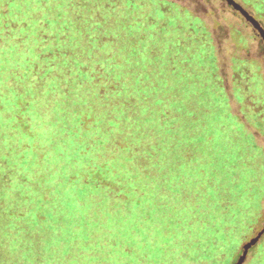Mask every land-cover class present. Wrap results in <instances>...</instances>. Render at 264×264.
<instances>
[{
    "label": "trees",
    "instance_id": "trees-1",
    "mask_svg": "<svg viewBox=\"0 0 264 264\" xmlns=\"http://www.w3.org/2000/svg\"><path fill=\"white\" fill-rule=\"evenodd\" d=\"M214 50L172 0H0V264H264L262 75Z\"/></svg>",
    "mask_w": 264,
    "mask_h": 264
},
{
    "label": "rangeland",
    "instance_id": "rangeland-1",
    "mask_svg": "<svg viewBox=\"0 0 264 264\" xmlns=\"http://www.w3.org/2000/svg\"><path fill=\"white\" fill-rule=\"evenodd\" d=\"M186 7L196 16H199L208 27L215 55L217 57L218 74L225 81L226 89L231 95L233 60H250L253 62V71L257 75L261 74L259 89L264 94V40L259 32L245 20V18L232 6L224 0H172ZM251 15H253L263 26L252 10H249L242 2L235 0ZM238 32L237 36L242 40H234L233 35ZM236 35V34H235ZM239 39V38H238ZM231 106L235 114L240 113V105L232 97ZM250 131L256 135L257 142L264 148V136L251 126ZM227 264V262L225 261ZM224 263V264H225Z\"/></svg>",
    "mask_w": 264,
    "mask_h": 264
},
{
    "label": "water",
    "instance_id": "water-1",
    "mask_svg": "<svg viewBox=\"0 0 264 264\" xmlns=\"http://www.w3.org/2000/svg\"><path fill=\"white\" fill-rule=\"evenodd\" d=\"M224 1H226L230 6L236 9L245 18V20L249 22L255 28L256 31L259 32L260 36L264 40V28L262 24L253 15H251L246 9H244L235 0H224ZM263 233H264V229L261 232V235Z\"/></svg>",
    "mask_w": 264,
    "mask_h": 264
}]
</instances>
